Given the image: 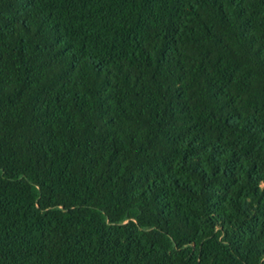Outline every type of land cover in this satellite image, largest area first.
Listing matches in <instances>:
<instances>
[{
  "label": "trees",
  "instance_id": "1",
  "mask_svg": "<svg viewBox=\"0 0 264 264\" xmlns=\"http://www.w3.org/2000/svg\"><path fill=\"white\" fill-rule=\"evenodd\" d=\"M0 264H264V0H0Z\"/></svg>",
  "mask_w": 264,
  "mask_h": 264
}]
</instances>
